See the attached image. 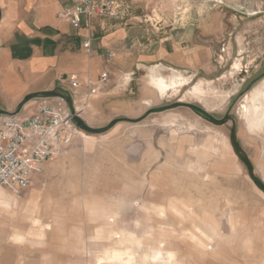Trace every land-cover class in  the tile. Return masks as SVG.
Instances as JSON below:
<instances>
[{
    "label": "rangeland",
    "instance_id": "obj_1",
    "mask_svg": "<svg viewBox=\"0 0 264 264\" xmlns=\"http://www.w3.org/2000/svg\"><path fill=\"white\" fill-rule=\"evenodd\" d=\"M117 1L132 4L127 18L146 33L192 36L208 60L201 67L195 55L187 72L157 81L150 106L162 110L102 127L79 115L94 131L76 120L68 151L22 197L0 188V257L264 264V189L245 160L264 182V0ZM188 104L227 119L214 123Z\"/></svg>",
    "mask_w": 264,
    "mask_h": 264
},
{
    "label": "crops",
    "instance_id": "obj_2",
    "mask_svg": "<svg viewBox=\"0 0 264 264\" xmlns=\"http://www.w3.org/2000/svg\"><path fill=\"white\" fill-rule=\"evenodd\" d=\"M76 1L0 0V114L33 113L46 98L59 110L77 109L90 126L138 119L157 107L150 105L160 96V78L166 80L169 71L187 72L195 55L201 54V67L208 60V49L194 47L192 36L146 33L127 18L134 8L123 1L116 0L126 13L122 20L97 17L88 24L83 17L75 27L58 12ZM103 72L110 73L107 82L99 81ZM72 74L78 76V87L68 80ZM60 156L47 161L46 169ZM41 175L33 176L28 189ZM0 264L12 263L0 257Z\"/></svg>",
    "mask_w": 264,
    "mask_h": 264
},
{
    "label": "built area",
    "instance_id": "obj_3",
    "mask_svg": "<svg viewBox=\"0 0 264 264\" xmlns=\"http://www.w3.org/2000/svg\"><path fill=\"white\" fill-rule=\"evenodd\" d=\"M58 15L80 27L83 17L90 24L97 17L122 20L126 13L116 0H77L62 7ZM84 45L90 52V38L84 40ZM109 78L110 73L103 72L99 81L107 82ZM68 80L75 87L80 85L75 74L69 75ZM89 84L95 85L92 80ZM79 115L80 111L75 108L57 109L46 98L39 101L33 113L0 114V188L22 197L33 176L45 172L46 162L68 151L78 133Z\"/></svg>",
    "mask_w": 264,
    "mask_h": 264
},
{
    "label": "trees",
    "instance_id": "obj_4",
    "mask_svg": "<svg viewBox=\"0 0 264 264\" xmlns=\"http://www.w3.org/2000/svg\"><path fill=\"white\" fill-rule=\"evenodd\" d=\"M190 107H192L196 112L200 113L201 115H203L204 117H206L208 120L217 123V124H221L223 123L226 119H227V115L223 116V117H217L214 114L208 112L207 110H205L202 106H200L199 104H188ZM164 109L163 107H157L154 109H151V111L153 110H162ZM77 122L86 130L90 131L91 128H89L84 122H82L79 118H77ZM94 131V130H91ZM235 132V128H233V133ZM233 142H235V145H237V148L240 152V156L241 158L245 159L244 154L242 153V147L240 145V141L239 139L236 137L235 139H233ZM245 160H247V164H248V169H249V173L251 175V177L254 179V181L261 187L264 189V182L258 177L256 176V174L253 171V167L251 162L249 161L248 158H246Z\"/></svg>",
    "mask_w": 264,
    "mask_h": 264
}]
</instances>
